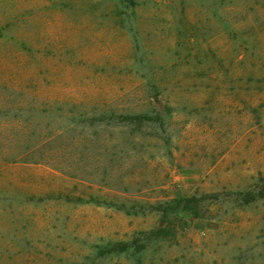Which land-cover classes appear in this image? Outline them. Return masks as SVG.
I'll return each instance as SVG.
<instances>
[{
  "label": "rangeland",
  "instance_id": "rangeland-1",
  "mask_svg": "<svg viewBox=\"0 0 264 264\" xmlns=\"http://www.w3.org/2000/svg\"><path fill=\"white\" fill-rule=\"evenodd\" d=\"M0 264H264V0H0Z\"/></svg>",
  "mask_w": 264,
  "mask_h": 264
},
{
  "label": "trees",
  "instance_id": "trees-1",
  "mask_svg": "<svg viewBox=\"0 0 264 264\" xmlns=\"http://www.w3.org/2000/svg\"><path fill=\"white\" fill-rule=\"evenodd\" d=\"M137 119H149L148 116H143V117H137ZM196 199H188L184 200L185 205L182 206L180 201L175 202L171 208H169V211H178V210H188L191 213H195L196 208H191L190 204L193 202H196ZM198 202V201H197ZM159 210L163 212L164 215L168 213L167 209H163L159 207ZM128 249V246L124 243H118L114 244L111 246H108L106 248L100 249L99 250V255H106V254H111V253H124Z\"/></svg>",
  "mask_w": 264,
  "mask_h": 264
}]
</instances>
